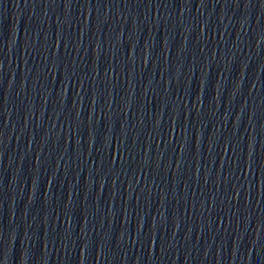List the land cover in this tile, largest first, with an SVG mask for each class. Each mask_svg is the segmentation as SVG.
Segmentation results:
<instances>
[{
	"label": "water",
	"instance_id": "95a60500",
	"mask_svg": "<svg viewBox=\"0 0 264 264\" xmlns=\"http://www.w3.org/2000/svg\"><path fill=\"white\" fill-rule=\"evenodd\" d=\"M0 264H264V0H0Z\"/></svg>",
	"mask_w": 264,
	"mask_h": 264
}]
</instances>
